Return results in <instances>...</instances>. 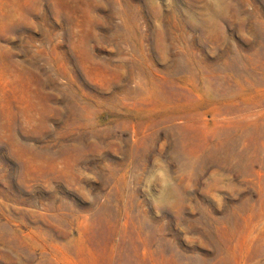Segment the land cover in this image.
Returning <instances> with one entry per match:
<instances>
[{
    "label": "rangeland",
    "instance_id": "obj_1",
    "mask_svg": "<svg viewBox=\"0 0 264 264\" xmlns=\"http://www.w3.org/2000/svg\"><path fill=\"white\" fill-rule=\"evenodd\" d=\"M0 264H264V0H0Z\"/></svg>",
    "mask_w": 264,
    "mask_h": 264
}]
</instances>
